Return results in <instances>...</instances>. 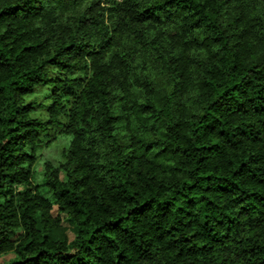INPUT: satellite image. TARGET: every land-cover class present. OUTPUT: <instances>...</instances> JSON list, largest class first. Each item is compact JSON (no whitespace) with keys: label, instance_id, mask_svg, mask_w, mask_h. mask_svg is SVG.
Masks as SVG:
<instances>
[{"label":"trees","instance_id":"obj_1","mask_svg":"<svg viewBox=\"0 0 264 264\" xmlns=\"http://www.w3.org/2000/svg\"><path fill=\"white\" fill-rule=\"evenodd\" d=\"M44 87L46 116L31 117ZM51 128L69 141L37 186ZM54 207L72 240L53 238ZM8 254L264 264V0H0Z\"/></svg>","mask_w":264,"mask_h":264},{"label":"rangeland","instance_id":"obj_2","mask_svg":"<svg viewBox=\"0 0 264 264\" xmlns=\"http://www.w3.org/2000/svg\"><path fill=\"white\" fill-rule=\"evenodd\" d=\"M48 95L49 88L44 87L40 88L34 96H28L25 98L26 102L35 99V101L40 105V107L36 108L32 112L31 117L44 118L46 116L44 107H46L50 103V98L48 97ZM48 133L51 137L55 136V140H53L48 146H42L37 150V159L33 166L32 176L33 184L37 186H40L42 183L43 163L45 161H48L54 166H57L58 163L62 161L61 152L64 148L67 147L69 141V137L61 132V130L51 128ZM44 195L47 198H51L49 194L44 193ZM52 215L54 217L59 216L61 219L59 228L52 234L53 238H67L68 240H72L74 238L73 224L69 220H67L64 214H58L55 207L52 210ZM12 257V254L5 255L0 259V262L7 261Z\"/></svg>","mask_w":264,"mask_h":264}]
</instances>
